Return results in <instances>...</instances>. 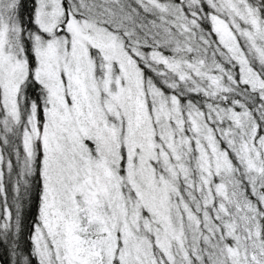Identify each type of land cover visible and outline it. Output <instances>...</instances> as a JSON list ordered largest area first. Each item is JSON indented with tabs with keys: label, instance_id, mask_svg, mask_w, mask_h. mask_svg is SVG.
I'll list each match as a JSON object with an SVG mask.
<instances>
[{
	"label": "snow or ice",
	"instance_id": "obj_1",
	"mask_svg": "<svg viewBox=\"0 0 264 264\" xmlns=\"http://www.w3.org/2000/svg\"><path fill=\"white\" fill-rule=\"evenodd\" d=\"M0 264H264V0H0Z\"/></svg>",
	"mask_w": 264,
	"mask_h": 264
},
{
	"label": "trees",
	"instance_id": "obj_2",
	"mask_svg": "<svg viewBox=\"0 0 264 264\" xmlns=\"http://www.w3.org/2000/svg\"><path fill=\"white\" fill-rule=\"evenodd\" d=\"M29 223H30V219H29ZM25 241H26V236H25Z\"/></svg>",
	"mask_w": 264,
	"mask_h": 264
}]
</instances>
